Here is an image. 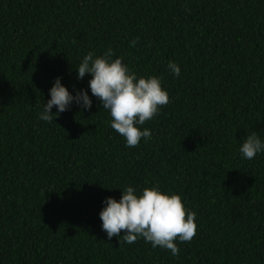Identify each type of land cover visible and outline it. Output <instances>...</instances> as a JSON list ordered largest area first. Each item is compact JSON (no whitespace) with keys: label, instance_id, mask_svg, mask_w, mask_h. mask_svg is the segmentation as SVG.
I'll return each instance as SVG.
<instances>
[{"label":"trees","instance_id":"1","mask_svg":"<svg viewBox=\"0 0 264 264\" xmlns=\"http://www.w3.org/2000/svg\"><path fill=\"white\" fill-rule=\"evenodd\" d=\"M109 48L169 94L134 148L91 74L77 78L88 52ZM57 77L92 106L46 122ZM253 131L264 143V0H0V264H264V150L240 152ZM128 186L195 212L178 256L108 238L100 212Z\"/></svg>","mask_w":264,"mask_h":264},{"label":"clouds","instance_id":"2","mask_svg":"<svg viewBox=\"0 0 264 264\" xmlns=\"http://www.w3.org/2000/svg\"><path fill=\"white\" fill-rule=\"evenodd\" d=\"M131 43L135 46L137 41ZM113 55L111 48L102 56L88 52L76 68L77 78L83 79L86 73L91 74V93L100 100L104 109L109 110L111 128L125 139L128 147L134 148L141 138L151 139V131L148 128L141 130L139 126L153 119L159 109L169 103V94L158 77H137L122 62V58L113 59ZM167 66L175 76L180 75L178 64L169 60ZM49 92L51 98L44 103L39 115V119L46 122H52L54 116L66 111L73 101L82 109L92 106V99L86 90L81 89L73 96L59 77ZM53 106L57 108L55 113L52 112ZM262 150L264 143L255 131L247 134L240 147L243 157L248 160ZM105 203L100 218L102 229L109 239L121 237L123 231V242L127 244L143 237L154 248L159 246L170 250L171 255L176 257L180 248L175 241L190 242L196 235L195 212L186 209L179 194L166 193L158 186L144 187L139 194L135 188L128 186L122 190L119 200L108 197Z\"/></svg>","mask_w":264,"mask_h":264}]
</instances>
